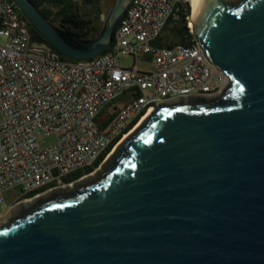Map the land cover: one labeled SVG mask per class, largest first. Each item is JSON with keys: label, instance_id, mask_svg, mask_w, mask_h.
I'll return each instance as SVG.
<instances>
[{"label": "water", "instance_id": "95a60500", "mask_svg": "<svg viewBox=\"0 0 264 264\" xmlns=\"http://www.w3.org/2000/svg\"><path fill=\"white\" fill-rule=\"evenodd\" d=\"M11 1L50 46L87 61L134 0H115L93 40ZM192 36L228 77L224 91L156 106L97 179L17 203L0 264H264V0H205Z\"/></svg>", "mask_w": 264, "mask_h": 264}, {"label": "built area", "instance_id": "2783aa9c", "mask_svg": "<svg viewBox=\"0 0 264 264\" xmlns=\"http://www.w3.org/2000/svg\"><path fill=\"white\" fill-rule=\"evenodd\" d=\"M181 4L134 0L105 53L69 62L32 41L20 10L0 0V205L14 189L21 196L43 190L23 203L73 184L63 179L92 166L119 138L112 151L156 106L224 91L228 77L194 38L191 45H153L170 20H179ZM140 56L149 71L136 67ZM121 57H132L133 66L123 67Z\"/></svg>", "mask_w": 264, "mask_h": 264}, {"label": "trees", "instance_id": "16d2710c", "mask_svg": "<svg viewBox=\"0 0 264 264\" xmlns=\"http://www.w3.org/2000/svg\"><path fill=\"white\" fill-rule=\"evenodd\" d=\"M37 9L49 20L51 21L60 31L68 34L79 40H93L97 38L104 26V20L101 18L102 12V2L103 0H31ZM179 14V20H170L163 32L167 33L168 43L164 46H173L175 44L191 45L193 36L189 33L187 28V17L190 16V7L188 1L182 0ZM110 10V8H109ZM109 10L106 12L105 18ZM118 27V25H117ZM116 27V29H117ZM28 29L32 38V41L45 44L49 46L53 51L58 53L60 58L64 61L77 62L80 60H75L67 57L52 46H50L41 35H39L28 23ZM163 37H159L154 41L155 46H162ZM103 114L100 116V120ZM139 118L136 119L127 129H132ZM119 138L110 145V147L94 162L92 166H86L80 168L70 174H68L64 179L63 183L69 184L73 181L78 180L84 175L92 173L104 160L106 155L111 151L114 145L118 142ZM40 191H35L28 194L24 199L31 198L38 194Z\"/></svg>", "mask_w": 264, "mask_h": 264}, {"label": "rangeland", "instance_id": "374dc122", "mask_svg": "<svg viewBox=\"0 0 264 264\" xmlns=\"http://www.w3.org/2000/svg\"><path fill=\"white\" fill-rule=\"evenodd\" d=\"M225 1L232 3L235 0H225ZM114 2H115V0H103V2H102L103 15L101 16V18L104 21L106 19L105 18L106 12L109 10V8L112 7ZM189 20H190V16H189V19L187 21V28L188 29H189V26H188ZM166 35H167V33L164 34V37H167ZM166 41H168V37H167ZM3 43H4V40L0 38V44H3ZM144 58H145L144 56H140L135 65L139 70L146 72V71L150 70V64L148 62L144 61ZM120 64L123 67H131L134 64V60L132 57H121L120 58ZM105 164H107V163H105ZM105 164H103L101 166L99 165L92 173L88 174L85 179H83L79 182H76L75 184H73V186L71 188H66L65 191L66 192L73 191V190L77 189L80 185L88 184L91 181L97 179L99 177V175L102 173V170H103ZM26 196H21L20 189H14V190H11V191L3 194V202L0 205V211L2 213L0 216V219L2 218L0 221V225H2V224L8 225L12 219L16 218L19 215V211L21 209H19L17 207L16 208H12V207L19 200L24 199ZM23 207H24V209H28L26 206H23ZM28 207H30V206H28Z\"/></svg>", "mask_w": 264, "mask_h": 264}, {"label": "bare ground", "instance_id": "6f19581e", "mask_svg": "<svg viewBox=\"0 0 264 264\" xmlns=\"http://www.w3.org/2000/svg\"><path fill=\"white\" fill-rule=\"evenodd\" d=\"M188 1V4H189V7H190V20H189V23H188V26L191 30L194 29V23L196 22V17H197V14L199 13L200 9H201V6L203 4V2H205V0H187ZM153 111V109H151L141 120L140 122L136 125L135 128H137L141 123L142 121L147 117L149 116V114ZM134 130V129H133ZM115 149H113L109 155L107 156V158H111V156L115 153L114 151ZM107 159V160H108ZM73 186V184L67 186L66 188H71ZM65 188V189H66ZM38 199H32V200H28V201H25L22 203L23 206H26L27 208H30L32 207L38 200ZM30 206V207H28ZM4 226H7L5 224H3L0 229Z\"/></svg>", "mask_w": 264, "mask_h": 264}, {"label": "crops", "instance_id": "0c3cea01", "mask_svg": "<svg viewBox=\"0 0 264 264\" xmlns=\"http://www.w3.org/2000/svg\"><path fill=\"white\" fill-rule=\"evenodd\" d=\"M164 32H162V34L160 35L161 37H163L162 38V42H163V45L162 46H164V45H166L167 43H168V41H166L167 40V37H164Z\"/></svg>", "mask_w": 264, "mask_h": 264}, {"label": "flooded vegetation", "instance_id": "af4514ba", "mask_svg": "<svg viewBox=\"0 0 264 264\" xmlns=\"http://www.w3.org/2000/svg\"><path fill=\"white\" fill-rule=\"evenodd\" d=\"M21 212H22V210L19 211V214H20ZM2 225H3V224H2ZM2 225H0V227H1Z\"/></svg>", "mask_w": 264, "mask_h": 264}, {"label": "snow or ice", "instance_id": "6c2138e0", "mask_svg": "<svg viewBox=\"0 0 264 264\" xmlns=\"http://www.w3.org/2000/svg\"><path fill=\"white\" fill-rule=\"evenodd\" d=\"M241 91H243V89H241Z\"/></svg>", "mask_w": 264, "mask_h": 264}]
</instances>
